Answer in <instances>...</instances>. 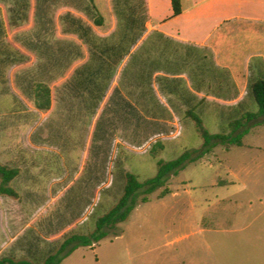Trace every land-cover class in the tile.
<instances>
[{"label":"rangeland","instance_id":"obj_1","mask_svg":"<svg viewBox=\"0 0 264 264\" xmlns=\"http://www.w3.org/2000/svg\"><path fill=\"white\" fill-rule=\"evenodd\" d=\"M150 3L154 25L172 11L168 0ZM145 5V0H0V163L19 172L11 183L19 198H7V205L14 215L23 211L13 230H51L62 239L86 235L116 204L127 173L143 182L154 177L157 160L173 161L184 148L202 143L191 122L185 131L179 124L166 128L157 122L158 106L152 110L155 66L148 54L156 34L143 37ZM124 57V73L118 74ZM37 83L50 88L48 111L34 107ZM137 88L144 96L139 127L136 111L121 98L136 96ZM218 122L214 127L204 120L203 127L225 134L228 124ZM172 131L186 138L166 140ZM250 132L244 144L262 151L233 149L231 155L246 152L259 162L264 125ZM156 143L163 151L153 159ZM214 172L206 160L187 165L168 181L170 194L158 199L160 190L155 191L117 226L114 231L126 236L114 246L140 238L148 257L166 256L169 264H264L261 252L245 250L231 240L241 235L230 233L264 230V188L210 187ZM109 247L106 240L81 248L71 260L83 253L86 264L131 261L133 254L123 252L111 262L105 257Z\"/></svg>","mask_w":264,"mask_h":264},{"label":"crops","instance_id":"obj_2","mask_svg":"<svg viewBox=\"0 0 264 264\" xmlns=\"http://www.w3.org/2000/svg\"><path fill=\"white\" fill-rule=\"evenodd\" d=\"M145 4L147 20L143 37L156 34L148 61L155 66L151 73L155 90L152 110L158 106L161 112H158L161 117L158 123H164L166 128L179 124L185 131L189 122L194 126L192 116L202 123L208 120L215 127L218 121L229 124L245 113L257 111L249 88L253 82L264 79V0H180L181 14L170 18L171 11L168 17L158 19L157 25H154L150 0H145ZM126 63L127 57H124L118 74L124 73ZM136 72L140 75L141 68ZM137 90L136 96L132 94L130 98L122 93L121 98L136 111L139 127L143 94L140 88ZM181 137L186 138L172 131L166 140ZM217 149L227 157L218 158ZM233 149L262 151L258 146L245 145L243 140L240 147L214 148L210 153L213 159H208L207 155L201 159L215 171L210 187L248 189L252 184H261L264 188V158L254 162L246 152L231 155ZM2 165L8 167L9 164ZM7 198L17 201L19 196L17 199L0 196V259L43 264L68 237L62 239L51 230H13V220L22 218L23 211L19 208L12 214ZM230 233L241 235L232 237L233 242L244 245L245 250L261 252L264 258V230H231ZM125 236L126 233L119 230L118 236L100 241H109L105 257L111 262L125 252L129 256L133 254L126 264H169L166 256L148 257L150 251L140 244V238L114 246V242L125 241ZM42 242L46 244L42 246ZM95 246L97 244L90 249ZM79 249L60 264H86L83 253L78 260H71ZM43 252L46 253L41 259L38 254Z\"/></svg>","mask_w":264,"mask_h":264},{"label":"trees","instance_id":"obj_3","mask_svg":"<svg viewBox=\"0 0 264 264\" xmlns=\"http://www.w3.org/2000/svg\"><path fill=\"white\" fill-rule=\"evenodd\" d=\"M90 1V0H89ZM172 15L170 18L181 14L180 0H170ZM250 94L257 107L255 113H245L240 119L228 124L227 134H210L204 127L201 120L192 116L194 128L202 139L199 148L185 150L175 160L164 162L157 160L156 173L154 177L140 182L135 175L127 173L125 175V185L123 192L116 204L102 217L95 221L93 231L86 235H73L66 238L58 249L49 255L43 264H60L74 250L78 248H91L98 244L109 235L118 236L117 226L129 217L131 212L139 204L149 202V197L155 191L160 190L158 199L170 194L167 187L170 178L178 175L179 172L192 163H197L203 157L210 154L214 148L221 147H240L244 136L255 127L264 125V79L257 80L250 85ZM34 107L36 110L44 112L51 107L50 88L43 83H37L33 86ZM163 151V144L156 143L151 150L153 159H158ZM17 169H11L0 164V196H7L14 199L18 194L11 187L12 181L18 176ZM0 264H31L28 261H13L0 259Z\"/></svg>","mask_w":264,"mask_h":264}]
</instances>
